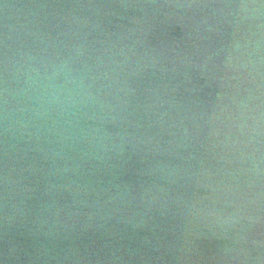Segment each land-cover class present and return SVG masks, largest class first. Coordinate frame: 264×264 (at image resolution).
Here are the masks:
<instances>
[{"label":"water","instance_id":"95a60500","mask_svg":"<svg viewBox=\"0 0 264 264\" xmlns=\"http://www.w3.org/2000/svg\"><path fill=\"white\" fill-rule=\"evenodd\" d=\"M148 2L0 0V33L5 4L108 6L57 9L47 26L53 45L63 49L83 41L88 62L115 80L94 108L80 114L73 147L66 146L71 141L41 139L23 151L10 149L27 219L103 198L115 170L108 167L112 162L89 155L87 141L137 136L146 150L126 153L124 170L130 166L134 174L157 159L167 166V180L159 182L156 227L138 264H264V39L254 25L240 22L236 10L221 7L247 0H154L195 7L161 8L147 18L138 7H122ZM149 26L163 54L158 63L129 50L140 51L128 37ZM161 113L163 126L156 120ZM157 137L166 148L162 155L147 151ZM96 154L102 155L99 147ZM4 160L0 132V264H72L77 251L106 254L111 244L99 236L47 237L22 227L6 231ZM194 213H211L231 227L215 235L198 231Z\"/></svg>","mask_w":264,"mask_h":264},{"label":"clouds","instance_id":"9594fccd","mask_svg":"<svg viewBox=\"0 0 264 264\" xmlns=\"http://www.w3.org/2000/svg\"><path fill=\"white\" fill-rule=\"evenodd\" d=\"M106 5H53L47 3H26L4 5L2 55H0V132L4 140L3 183V226L5 230L22 227L31 234L47 237L77 234L80 236L103 237L111 244L104 256L80 255L74 252L72 264H138L149 250L151 235L156 227L161 189L159 182L167 180V166L155 160L134 174L124 170L126 153L145 151V141L137 136L104 137L103 143L92 137L87 141V151L96 160L108 164L112 177L103 189V198L97 196L84 207H69L49 212L47 216L37 215L27 219L23 208L24 189L16 178V168L9 163L10 149L23 151L41 139L51 142H75L73 128L82 112L94 108L100 101L103 89H111L115 77L101 73L100 66L90 64L83 41L57 48L48 40L46 31L57 9L89 8L99 11ZM148 14L161 8H190L195 5H169L151 2L138 5ZM223 8L236 10L240 22H248L257 29V35L264 39V0H247L238 4H225ZM70 14V13H69ZM137 35L129 36V45H139L129 50L134 56L149 58L158 63L163 54L157 50L151 38V27L135 30ZM128 45H126L127 47ZM135 62V61H134ZM109 72L111 69L108 70ZM178 85L173 86L177 90ZM118 91V89H115ZM164 113L156 117L165 124ZM152 137L148 138L151 142ZM99 147L102 155L96 154ZM154 155H162L166 148L159 138L151 148ZM259 175V172H257ZM197 230L207 229L215 235L231 225L211 213L193 214ZM153 251L160 249L151 245ZM107 247V245H106ZM167 247V244H165ZM8 255V253H6ZM161 258V257H157Z\"/></svg>","mask_w":264,"mask_h":264}]
</instances>
